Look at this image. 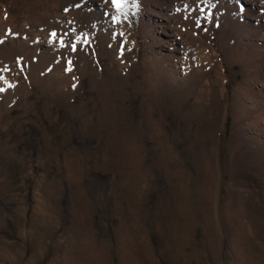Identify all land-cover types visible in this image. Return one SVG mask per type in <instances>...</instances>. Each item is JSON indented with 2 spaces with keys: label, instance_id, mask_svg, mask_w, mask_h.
I'll use <instances>...</instances> for the list:
<instances>
[{
  "label": "rangeland",
  "instance_id": "obj_1",
  "mask_svg": "<svg viewBox=\"0 0 264 264\" xmlns=\"http://www.w3.org/2000/svg\"><path fill=\"white\" fill-rule=\"evenodd\" d=\"M0 89V264H264V0H0Z\"/></svg>",
  "mask_w": 264,
  "mask_h": 264
},
{
  "label": "snow or ice",
  "instance_id": "obj_2",
  "mask_svg": "<svg viewBox=\"0 0 264 264\" xmlns=\"http://www.w3.org/2000/svg\"><path fill=\"white\" fill-rule=\"evenodd\" d=\"M69 64H71V61H69ZM67 71H71V67H69L68 69H66ZM3 89H0V91H2Z\"/></svg>",
  "mask_w": 264,
  "mask_h": 264
}]
</instances>
